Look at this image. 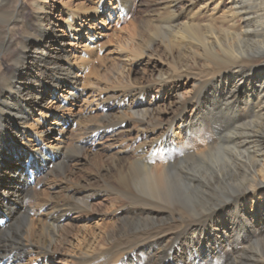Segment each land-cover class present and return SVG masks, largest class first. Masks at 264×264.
I'll return each mask as SVG.
<instances>
[{
	"label": "bare ground",
	"instance_id": "obj_1",
	"mask_svg": "<svg viewBox=\"0 0 264 264\" xmlns=\"http://www.w3.org/2000/svg\"><path fill=\"white\" fill-rule=\"evenodd\" d=\"M26 1L0 0V61L15 59L12 80L0 87V216L10 221L0 227V260L22 264L35 253L39 264H50L54 244L42 236L38 244L31 243L28 234H21L23 229L13 230L18 220L26 218L25 229L29 230L39 222L44 237L49 238V231L61 228L63 219L59 217L87 211L101 198H113L116 203L127 202L118 214L132 226L107 234L99 249L81 250L77 255L81 264H264V248L244 245L252 239L264 243V0H157L145 26L155 39L166 33L164 42L177 67L171 74L147 78L127 93L113 94L97 106L102 112L112 109L110 102L127 108L142 126L160 132L163 138L147 145L142 129L138 159L119 163L115 185H67L62 198L41 200L38 213L27 206L34 188L30 176L36 177L37 185L45 172L53 173L57 164L80 157L87 144L117 132L125 121L102 125L111 123L103 120L97 127L79 123L76 132L80 137L73 154L58 139L48 142L54 129L77 125L79 116L73 110L77 103L92 109L94 92L84 83L104 48L96 47L100 35L93 26L85 32L75 24L82 11L94 18L104 16L107 10L102 2L106 0H91L95 5L63 3L66 17L62 28L52 20L45 23L53 10L49 0H33L29 17ZM128 3L119 0L118 4L127 12ZM180 6L183 13L177 12ZM196 7V13L186 14ZM17 24L24 30L21 41L12 35L11 28ZM66 39L86 41L74 61L67 55L73 54L74 45L69 43L67 52ZM190 62L205 69L201 80L188 75ZM182 78L190 79L193 89L199 86L202 90L188 100L179 97L169 125L153 122L149 117L152 107L144 104L145 98L165 99L167 90L178 91L177 82ZM130 95L141 98L132 100ZM46 102L48 106L43 108ZM42 108L46 112L34 118ZM200 116L207 117L203 123ZM48 117L54 123L43 129L41 121ZM175 127L185 132L183 139L177 137ZM63 170L56 174L58 179L65 176ZM244 186L249 187L241 190ZM225 193L227 200L217 206ZM248 200L252 203L249 212ZM227 204L231 205L216 213ZM46 207L52 212L42 215ZM32 215L39 217L36 220ZM160 217H166V222L150 223ZM107 244L111 246L107 248ZM226 248L242 254L230 262V253L219 259Z\"/></svg>",
	"mask_w": 264,
	"mask_h": 264
},
{
	"label": "rangeland",
	"instance_id": "obj_2",
	"mask_svg": "<svg viewBox=\"0 0 264 264\" xmlns=\"http://www.w3.org/2000/svg\"><path fill=\"white\" fill-rule=\"evenodd\" d=\"M49 1L50 6H52L53 10L49 16V19H47L45 23L47 24L48 21L52 20L53 22H57L58 26H60L61 28L63 26V19H65L66 17L64 13L65 9H63V3L75 2L76 4L83 3L86 5H95L91 4V0ZM129 1L130 3L127 4V12H125L118 4L119 0H106L102 2V4L105 6L107 13L102 17L94 18L93 15H87L83 11L79 13L81 18L80 20H77L75 27L86 32L87 28L93 26V31L100 35V39L98 40L96 47L104 48L99 54L100 58L95 60V62L93 63L92 75L84 83V87L94 92V100L90 102L92 111H88L86 109V106H82L81 102L77 103V107L73 108L75 113H78L79 116V118L75 120V123H77V125H73L74 123L68 124L67 126L62 125L61 127L54 129L52 133H49L47 139L49 143L54 142L55 139L62 141L63 143L60 146L65 148L68 147L69 153L73 154L75 145L78 144L80 137L79 132H76L78 131L77 126L79 125V123L84 127L87 125H93L97 127L99 126V122L103 120L110 121L111 123L106 122L102 125L116 124L120 123L121 121H125V124H123L120 127V130H118L117 132L108 133L105 135L103 134V136L99 137V139H97L93 144H87L83 148L84 150H82V153L79 154L80 157L70 160L71 162L69 161L64 165L57 164V168L55 166L53 168L54 170H51L53 173H50L49 171V173L45 172L42 178L37 181V185L35 184L36 182H33L32 186L34 188L32 190V194L30 195L32 199L28 197L29 200L27 202L28 208H30L33 213H35V211H37L38 213V203L41 200L50 197L55 199L62 198L66 194V192H64L65 188L70 185L78 186L79 184H81L85 187L88 185H93L94 183L96 185L101 184L102 182H107L109 184L115 185V172L117 169L116 167H118V165L119 167H121L119 163L134 162L138 159L139 155L137 146L141 144L138 140V136L142 129L146 130V132H144L143 134L146 133L147 135V145L152 144L153 140L155 142L156 140H160L161 138H163V135H161L160 132L153 133V131H150L151 128L147 125L142 126L139 120L135 118L127 108H118L117 106H114L112 102H110V106L112 109H109L106 112H102L98 109L97 106V103L99 105V103H102L103 101H105V99L108 100V97L113 94L121 95L123 93H127L130 89L139 87L142 83L145 82L147 78L151 76L157 78L159 76H164L165 74H171L172 71H174L173 69L177 67L170 58V54L166 48V42H164L166 39L164 36H167L166 33L162 32V34L155 39L153 36V32L149 30L148 26H145L146 20L150 13V9L157 0ZM32 2L33 0L26 1V16L28 17L31 16ZM75 3H73V5ZM197 9L198 7L193 10L189 9V13L186 14L188 15L196 13ZM182 10V6H180L177 9V12L183 13L181 12ZM207 17H209V15H207ZM185 20L186 19H183V21ZM11 29H13V34H11L16 38V40L21 41L24 35L22 26L20 24H17ZM168 39H171L170 36H168ZM152 40H154L156 43L152 42ZM65 42L67 52L71 49V46L68 44L72 43L74 45L75 50L73 54L72 52H68L67 54L68 56H70L69 58L74 61V56L79 55V52L82 51V48L85 45L84 42L86 41L73 40V42H68V40L66 39ZM194 59L197 63L202 65V61L200 60V58L195 57ZM257 59L258 58H256L255 61L253 60L254 63H256ZM189 65L190 69H188V75L190 74L189 76H191V78L193 77V80H201L202 76L204 75L205 69L192 64V62H190ZM171 66L174 67L171 68ZM14 73L15 59H12L10 57L2 58L0 61V87L10 82V80H12L11 77ZM210 75L211 73H208L206 76L210 77ZM191 85L192 82H190V79L187 80L185 78H182L179 82H177L178 91H175L174 89L167 90L166 93H168V96L165 97V99L163 98L161 100H157L155 96H152V98H145L144 104L148 102L152 107V111L149 114V117H151L153 122L158 120L159 122L163 123V126L169 125L168 122L177 112L180 100L179 97L182 96L185 100H188L199 90H202L199 86L194 87L193 89ZM62 89L66 90L65 87ZM130 98L132 100L138 98L139 101L141 96L130 95ZM49 99L50 97L48 98V100ZM47 106L48 105L46 102L43 108ZM43 108L37 111L34 118H38L39 114L46 112V110ZM104 114H106L108 117L106 118ZM200 118H202V116H200ZM206 118L207 117L204 116L202 119H200V122L204 121ZM53 123L54 119H52V117H48V119H45V121H41V127L44 129L49 127L48 125H51ZM111 129H113V127ZM60 131H62V134H59ZM175 131L178 134L177 137H180L182 139L185 137V132H183L181 129L175 127ZM215 132H217V130ZM220 152H222V148L220 149ZM161 159L162 158H160L159 161H161ZM60 168H63V171L66 170V174L63 178L58 179L56 177V174H59ZM197 168L202 169L201 167ZM245 187L246 186L241 188V190H244L249 186H247L246 188ZM223 195L221 196L222 200H219L222 202L218 203L217 206L221 205V203L223 204V200H227L225 198L226 193ZM246 196H249V194ZM1 204H3L2 199H0V207ZM127 205L128 204L125 201L116 203L114 202L113 198H101L98 202L93 201L91 208H89L87 211L81 213L73 212L68 217H59V219H63L62 223H60L61 225L59 224L58 226L61 228H59V231L57 232L54 230L49 231V238L44 237L41 231L40 223L37 221L34 228L30 230L25 229L28 228V220L26 218H22V220L19 219L16 226L13 227V230L23 229L24 234L22 231L21 234L25 237L28 234V238L33 244H38L39 240L41 241V236L45 239H48L47 241L50 240V242L54 244V248L52 250V261H50V264H81L80 260L77 257L81 250L86 251L89 248H91L92 250L99 249L101 248L100 246L102 245V243H104L103 240L106 239V236L112 235L115 232H118V230L120 229L127 230L132 226L130 220L118 214L120 209H125ZM229 205L231 204H227L224 208L218 209L216 213L223 212L224 209H226ZM248 209V212L252 210V203L249 200ZM41 212L42 215H47L52 211L50 208L46 207ZM0 217L2 218L3 216ZM31 217L37 220L39 216L32 215ZM166 219V217H160L157 220L150 221V223L162 224L166 222ZM9 224L10 223H8V225ZM12 226L13 224H11V227ZM115 228L117 229L114 230ZM168 242L171 243L172 239H169ZM179 245L180 242L177 244V250ZM244 245L246 246V248L248 246H252V248L256 250H261L264 248V243H258L257 239H252ZM106 246L108 248L111 245L107 244ZM106 249L102 251L104 255L106 253ZM227 250L229 249L226 248V252L222 253L219 256V259L223 258L225 256L224 254L230 253L231 258L228 261L230 262L233 261L235 257H238L242 254L241 252H238L239 254H233L232 252H230V250L228 252ZM29 256L24 259L22 264H29L30 262V264H32V261L35 264H39L37 260L38 256L35 253ZM152 261L154 262L156 261V259L153 258ZM114 263L115 262H111V264Z\"/></svg>",
	"mask_w": 264,
	"mask_h": 264
}]
</instances>
